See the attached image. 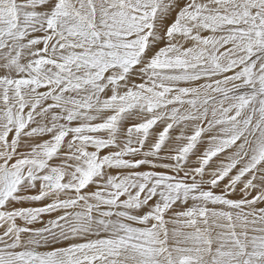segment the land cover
Instances as JSON below:
<instances>
[{"label": "snow or ice", "instance_id": "6c2138e0", "mask_svg": "<svg viewBox=\"0 0 264 264\" xmlns=\"http://www.w3.org/2000/svg\"><path fill=\"white\" fill-rule=\"evenodd\" d=\"M0 264H264V0H0Z\"/></svg>", "mask_w": 264, "mask_h": 264}]
</instances>
